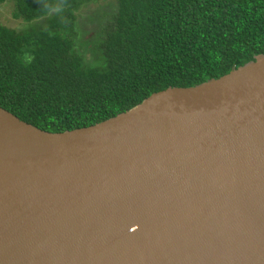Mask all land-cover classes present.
<instances>
[{
  "label": "water",
  "instance_id": "obj_1",
  "mask_svg": "<svg viewBox=\"0 0 264 264\" xmlns=\"http://www.w3.org/2000/svg\"><path fill=\"white\" fill-rule=\"evenodd\" d=\"M0 264H264V55L85 128L0 108Z\"/></svg>",
  "mask_w": 264,
  "mask_h": 264
},
{
  "label": "trees",
  "instance_id": "obj_2",
  "mask_svg": "<svg viewBox=\"0 0 264 264\" xmlns=\"http://www.w3.org/2000/svg\"><path fill=\"white\" fill-rule=\"evenodd\" d=\"M9 1L24 29L0 24V108L47 132L92 126L264 55V0H114L90 41L76 13L92 0L0 5Z\"/></svg>",
  "mask_w": 264,
  "mask_h": 264
},
{
  "label": "rangeland",
  "instance_id": "obj_3",
  "mask_svg": "<svg viewBox=\"0 0 264 264\" xmlns=\"http://www.w3.org/2000/svg\"><path fill=\"white\" fill-rule=\"evenodd\" d=\"M13 6L12 1L0 5V24L21 31L24 29V25L21 21L12 18ZM115 9L116 4L114 0H92L84 4L76 13L77 28L85 32L82 38L84 37L90 41L93 37L92 29L96 27L93 20L96 21L102 15L114 12ZM85 59L87 61L91 60L90 55H87Z\"/></svg>",
  "mask_w": 264,
  "mask_h": 264
}]
</instances>
